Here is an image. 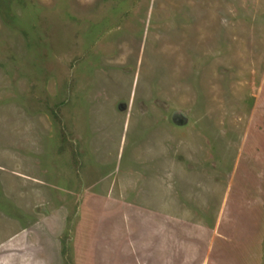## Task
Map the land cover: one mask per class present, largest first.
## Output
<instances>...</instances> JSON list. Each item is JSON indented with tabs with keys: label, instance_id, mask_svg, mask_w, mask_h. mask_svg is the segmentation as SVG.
I'll use <instances>...</instances> for the list:
<instances>
[{
	"label": "rangeland",
	"instance_id": "374dc122",
	"mask_svg": "<svg viewBox=\"0 0 264 264\" xmlns=\"http://www.w3.org/2000/svg\"><path fill=\"white\" fill-rule=\"evenodd\" d=\"M0 264H264V0H0Z\"/></svg>",
	"mask_w": 264,
	"mask_h": 264
},
{
	"label": "water",
	"instance_id": "95a60500",
	"mask_svg": "<svg viewBox=\"0 0 264 264\" xmlns=\"http://www.w3.org/2000/svg\"><path fill=\"white\" fill-rule=\"evenodd\" d=\"M180 117H181V113H179V112L175 113L174 121H175L176 123H180V122H179Z\"/></svg>",
	"mask_w": 264,
	"mask_h": 264
}]
</instances>
